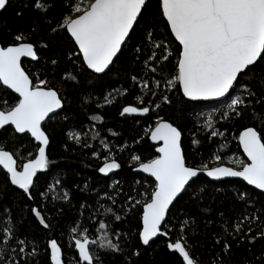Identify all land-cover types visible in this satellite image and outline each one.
Returning a JSON list of instances; mask_svg holds the SVG:
<instances>
[{
  "label": "snow or ice",
  "instance_id": "6c2138e0",
  "mask_svg": "<svg viewBox=\"0 0 264 264\" xmlns=\"http://www.w3.org/2000/svg\"><path fill=\"white\" fill-rule=\"evenodd\" d=\"M8 3L9 0H0V10L5 9ZM150 4L151 0H62L68 11L58 20L48 18L45 22L51 34L67 36L70 41L66 55L74 62L77 71L76 74L65 73V77L79 82L78 76L83 77L85 73L107 76L130 48L133 53L131 63L138 65L134 69L136 74L131 75L130 80L139 86L141 94L135 96V101L139 103H126L121 107V117H147L151 112L160 110L162 105H171L169 94L178 92L193 106V110L206 106V102L227 98L230 102L227 111L220 114L221 119L247 116L259 121V127L245 125L238 132L236 139L247 158L235 160L238 168L222 163L216 167H209L208 164L190 166L183 148L184 130L175 121L157 114L154 122L143 128L144 136L155 142V152L149 158L130 151V162L135 170L154 179L150 191L137 193L140 199L132 195L127 197L131 202L127 206L128 211L135 205L142 206L136 229L142 246H150V241L158 236L170 237V206L183 198L187 193L186 186H191L189 182L198 173L204 172L215 180L242 178L264 194V110H257L258 106L264 105V0H157L155 9H150ZM52 6L51 0H33L32 5L44 15ZM22 58L40 60L38 49L30 37L18 31L12 35V42L0 43V88L18 94L12 104L0 100V129L7 131L10 128L14 137L22 134L29 141L36 142L35 151L29 152L28 158L18 163V153L0 145V167L6 170V179L11 185L22 190L29 201H34V178L38 179V172L49 169L52 163L47 151L51 143L50 134L44 123L58 115L57 110L63 109L64 98L58 89L50 86L47 78H41L39 71H26ZM77 60L78 65L75 64ZM51 64L57 65L58 60L52 59ZM115 91L119 95L129 93L128 88H124L123 92ZM111 95L108 92L103 96L105 104L113 103ZM90 119L101 121L103 117L92 115ZM204 123L208 129H213L214 113H207ZM68 135L69 139L80 143L78 134ZM211 136L223 137L225 133L213 130ZM141 139H134L133 143L139 144ZM192 143L199 141L192 140ZM83 146L91 147L88 144ZM101 146L107 155L103 156L98 171L107 175L120 169L122 165L110 144L101 140ZM126 147L125 143L120 150ZM91 155L101 157L99 151H92ZM213 159L219 162L222 157L215 154ZM55 183L59 185L60 181ZM103 195L116 203L107 192ZM60 198L67 200V191ZM236 198L245 205L255 203L247 190H237ZM84 207L82 204L81 208ZM104 211L111 213L113 209L108 207ZM31 212L45 229L50 227L41 208L32 207ZM261 213L264 214V207ZM90 219L98 223L99 235L94 239L89 237L88 228H71L74 248L78 252L76 264H102L101 258L94 254L93 246L124 253L120 238L129 233L110 229L105 220L97 221L95 215H91ZM114 219L120 221L121 216L115 215ZM258 222L264 224L261 215L242 214L234 225H229L232 231L225 230V236H218L216 243L222 245L226 254L231 248L226 238L229 235L233 239L264 238V228L256 231V235H250L254 231L253 225ZM188 223L185 220L179 225L182 233L187 232ZM3 241L0 264H28L27 258L38 255V248L33 242L17 238L12 226L3 229ZM166 247L173 254H178L177 264H202L185 234L169 238ZM47 248L50 252L46 264H65L62 248L56 239H50ZM139 255V249L131 251L126 257V264H132V257ZM213 264H224V261L220 259Z\"/></svg>",
  "mask_w": 264,
  "mask_h": 264
},
{
  "label": "trees",
  "instance_id": "16d2710c",
  "mask_svg": "<svg viewBox=\"0 0 264 264\" xmlns=\"http://www.w3.org/2000/svg\"><path fill=\"white\" fill-rule=\"evenodd\" d=\"M51 3L53 6L47 10L46 15L32 7L33 0H9L6 8L0 11V43L12 42V35L18 31L28 35L38 49L40 60H23L25 70L30 73L39 71L41 78H47L50 86L58 89L64 98L63 109L44 123L50 134L51 143L47 151L52 163L49 169L38 172V179L34 178L36 186L32 191L35 200L29 201L22 190L11 185L6 179V172L0 167V246L5 243L3 229L12 226L17 238H27L38 248L37 256L27 258L28 264L48 262L50 250L47 248V242L50 239H56L60 244L65 264H76L77 253L71 228H88L89 237L96 238L99 235L98 223L90 219L91 215H95L97 221L105 220L110 229L129 233L128 236L120 238L124 253L101 250L93 246L94 254L101 258L102 264H126L128 254L137 249L140 255L132 257V264H177L178 254L168 250L166 244L169 238H178L180 234L188 237L189 245L194 246L202 264H213V261L220 259L224 264H264L262 237L257 236L255 240L247 237L233 239L229 235L226 238L231 248L226 254L222 251V245L216 243L218 236H225V230L232 231L229 225H234L242 214L256 213L264 220V214L261 213L264 194L242 180L212 181L200 175L191 181V186L187 187L183 198L170 206V237L158 236L150 242V246H142L137 239L136 229L142 206L135 205L131 211H128L127 207L131 203L127 199L129 195L140 199L137 193L151 190L153 179L134 170L135 166L130 162V151L149 158L155 152L154 144L144 136L143 128L152 124L157 114L175 121L183 128V148L188 164L194 167L202 164L212 167L222 163L238 168L235 160H246L236 139L238 132L245 125L255 124L259 127V121H253L247 116L240 119H221L220 114L227 111L224 107L227 98L206 102V106L193 110V106L178 92L169 94L171 105H162L160 110L151 112L147 117H121V107L126 103H139L135 101V96L141 94L139 86L130 80V76L136 74L134 69L138 67L131 63V49L125 51L124 56L107 76H90L85 73L83 77L78 76L79 82L68 80L64 74H76L77 71L74 62L66 55L70 41L67 36L51 34L45 22L48 18L58 20L68 9L62 5V0H51ZM156 5L157 0H151L149 8L155 9ZM52 59L58 60V64L52 65ZM75 64L78 65L79 61ZM124 88H128L129 93L119 95L115 91L123 92ZM108 92L112 93V104H105L103 101V96ZM16 98L17 95L11 90L0 88V100H7L12 104ZM219 104L221 105L216 110L213 109ZM204 110L214 113L213 129H208L204 123L207 119V113L202 112ZM257 110H264V105L258 106ZM198 113L204 115L198 116ZM92 115H100L103 119L93 121L90 119ZM213 130L224 132L225 136L212 137ZM69 133L78 134L80 143L69 139ZM140 138L142 139L139 144L133 143L134 139ZM101 140L110 144L116 159L122 165L108 176L98 171L103 163V156L107 155L101 146ZM192 140L199 143L193 144ZM125 143L127 147L121 151L120 146ZM84 144L91 147L85 148ZM0 145L17 152L18 163L26 160L29 152L35 151L34 141L22 137V134H16L14 137L10 128L7 131L0 129ZM92 151H99L101 157H93ZM215 154L221 155L222 160L215 161ZM57 180L60 181L59 185L55 183ZM137 181L140 183L137 184ZM49 185L53 187L50 188ZM237 190L249 191L255 203L245 205L243 201L238 200ZM65 191L69 196L67 200L60 198ZM41 192L45 195L41 196ZM105 192L115 198V204L104 197ZM82 204L85 205L84 208H81ZM32 207L41 208L50 224L49 228L45 229L34 217ZM108 207L112 208L113 212L106 213L104 209ZM115 215H120L121 220L116 221ZM185 220L189 221L187 232L182 233L179 225ZM253 227L254 231L250 235H256V231L264 228V224L258 222ZM109 234L111 236V231Z\"/></svg>",
  "mask_w": 264,
  "mask_h": 264
},
{
  "label": "water",
  "instance_id": "95a60500",
  "mask_svg": "<svg viewBox=\"0 0 264 264\" xmlns=\"http://www.w3.org/2000/svg\"><path fill=\"white\" fill-rule=\"evenodd\" d=\"M1 11V10H0ZM23 60H28V61H32L30 58H22V61ZM17 96H18V94H16ZM223 99H225V98H219V100H223ZM60 110H57V112H59ZM51 115V114H50ZM152 142V141H151ZM36 143V142H35ZM153 144L155 143V142H152ZM238 144H239V141H238ZM240 147V146H239ZM240 150H241V152H242V154H243V156L245 157V159H247L246 158V154H244L243 153V149H242V147H240ZM216 166H218V165H215V166H212V167H216ZM225 166H229V165H225ZM230 167H232V166H230ZM2 168V167H1ZM134 170H135V168H134ZM5 172H6V170H4ZM115 171V170H114ZM114 171L113 172H110V173H108L107 175H105V174H102V175H105V176H108V175H111V174H113L114 173ZM136 172H140V173H142V174H144V175H146V176H148V177H150L147 173H143V172H141V171H138V170H135ZM200 175H203V176H205V177H207V175H206V173H204V172H201V173H198V176H200ZM197 176V177H198ZM197 177H195V178H193L192 179V181L194 180V179H196ZM150 178H152V177H150ZM209 180H212V181H219V180H215V179H213V178H211V177H207ZM152 179H154V178H152ZM223 179H239V180H242V178H238V177H223V178H221V180H223ZM191 182V181H190ZM189 182V183H190ZM243 182H245V181H243ZM246 184H247V182H245ZM248 185V184H247ZM248 186H250L251 188H254L255 189V187L254 186H252V185H248ZM188 186H186V188H187ZM256 190H258V191H260L261 192V190H259V189H256ZM155 238H153V240H154ZM151 242V241H150ZM73 244H74V241H73ZM75 249V248H74ZM76 251V253H77V256H78V252H77V250H75Z\"/></svg>",
  "mask_w": 264,
  "mask_h": 264
},
{
  "label": "rangeland",
  "instance_id": "374dc122",
  "mask_svg": "<svg viewBox=\"0 0 264 264\" xmlns=\"http://www.w3.org/2000/svg\"><path fill=\"white\" fill-rule=\"evenodd\" d=\"M234 95H235V93L233 94V96H234ZM229 102H230L229 99H227L226 102H224V105H225L224 107H225V108H227V104H228ZM220 105H221V104L217 105V106H216L215 108H213V109L216 110ZM211 108H212V107H211ZM209 109H210V108H209ZM202 112L208 113L207 110H204V111H202Z\"/></svg>",
  "mask_w": 264,
  "mask_h": 264
}]
</instances>
